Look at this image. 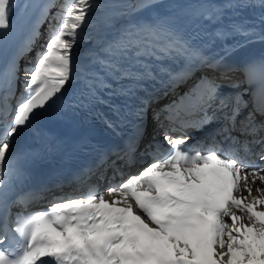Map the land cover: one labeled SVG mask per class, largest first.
I'll use <instances>...</instances> for the list:
<instances>
[{"label": "snow or ice", "instance_id": "snow-or-ice-1", "mask_svg": "<svg viewBox=\"0 0 264 264\" xmlns=\"http://www.w3.org/2000/svg\"><path fill=\"white\" fill-rule=\"evenodd\" d=\"M158 2L136 0L132 9H154ZM227 2L233 9H264V0ZM52 6H39L38 19L0 68V264H264V208L258 207L264 206V60L243 66L248 87L241 93L236 91L240 69L229 60L240 44L226 45L222 55L210 51L231 35L264 40V29L237 21L221 24L223 13L214 9L192 12V30L186 33L163 16L97 18L106 2L65 0L45 35L38 25L49 20ZM17 7L16 0H0V47L8 43ZM22 23L27 21L22 18ZM213 23L211 30L205 26ZM42 36L36 56L21 67L19 58ZM83 44L87 47L77 52ZM180 62L179 70L172 67ZM196 71L198 79L179 102L154 110L153 119L159 124L166 112L168 122L182 128L217 122L219 143L228 147L214 143L185 149L186 133L173 138L166 131V154L153 143L141 152L143 122L153 99L148 87L160 83L174 89ZM74 81L81 85L79 93L64 97ZM17 84L23 85L19 95ZM140 92L147 95L138 97ZM115 95L138 98L133 113L138 124L122 148L101 157L100 167L108 164L113 172L106 191L91 188L45 210L13 215L14 206L33 196L10 198L15 185L28 178L29 164L49 142L35 123L39 113L62 97V115L108 103L112 116L104 122L114 128L124 115L105 97ZM23 129H30L37 146L16 152L14 141ZM137 154L151 162L125 175L118 165L134 163ZM117 175L121 179L113 182ZM13 234L16 247L9 243Z\"/></svg>", "mask_w": 264, "mask_h": 264}, {"label": "bare ground", "instance_id": "bare-ground-1", "mask_svg": "<svg viewBox=\"0 0 264 264\" xmlns=\"http://www.w3.org/2000/svg\"><path fill=\"white\" fill-rule=\"evenodd\" d=\"M55 2H60V0H16L18 7L15 9V12L13 14L14 16V23L13 27L9 33V40H8V45L11 46L13 44V47H16L18 45V39L19 34L24 31L26 26L33 21L34 18H37L40 15V5L44 4H53ZM64 1V0H63ZM64 3V2H63ZM28 5L27 10L25 11L24 8L20 7L19 5ZM218 10L223 13V16L221 18V24H228L231 21H237V22H244L245 24L249 26H253L258 32L261 29H264V23L261 22V17L264 15V9H261L259 7H245L243 9H233L228 6L227 0H164L160 3L157 4V7L154 9H149L146 10L143 14H140L138 17H136V20H145L148 18H154L157 15L163 16V17H170L172 15H183V14H191L192 12H195L196 14H199L201 12H208L212 10ZM50 20L45 21L41 23L39 27V31L43 34H47L48 28H49V22H52L51 18V12L49 13ZM22 18L23 20L27 21V24L22 23ZM46 25L48 27L46 28ZM208 27L209 30L211 28L216 27L215 23L211 25H205ZM18 32V33H17ZM17 33L18 39L16 40V36L13 38L11 35ZM22 35H20L21 37ZM22 38V37H21ZM249 41H254V43L251 46V49L249 53L244 54L242 56L241 51H243L242 46L249 42ZM240 44L239 47H236L232 52L233 58H238L239 56H242L240 59L241 61L239 62H234V64L237 65V67L240 69V71L237 72V79L240 81V87L236 89V91H239L241 93L244 92V89L248 87V84L245 82V77H244V70L243 66L252 62H260L261 60H264V40H259V39H254L251 37H244L240 35H231L229 38L224 41V42H216V44L210 49L212 53H217L219 52L221 55L223 54V50L226 45H236ZM4 47V46H2ZM0 47V48H2ZM40 47L35 45V47L31 50L28 51L26 56H31V59L36 56V52ZM82 51L81 49L77 50V52ZM31 52V53H30ZM230 54V55H231ZM26 58V57H25ZM30 59V60H31ZM231 60V59H230ZM174 64L173 68L176 70H179L180 68L183 67L182 65H177ZM200 75L199 71H196L195 74L186 82L178 84L174 89L171 88L170 86H163L165 89L164 93H156L153 96L152 102L150 104V107L147 111V116L144 119L143 122V137L140 141V151L142 152L144 150V146L148 143H153L161 148L167 149L169 148V145L165 142L164 140V134L161 136V134L156 137L155 139H152V131L157 127V128H162L160 124L163 125V127L172 129V130H177L175 125L170 124L167 120V116L164 118L160 119V123L158 124L155 119H153V111L158 110L160 103L165 104V97L169 96V94H173L172 96V103L177 101L179 102V97L182 96L185 92L189 90V88L194 84L196 79H198ZM240 76H243L242 79ZM77 84V82H73L68 88L67 91L73 86ZM66 91V92H67ZM65 92V93H66ZM64 93V94H65ZM17 95H19V91H17ZM176 98V99H175ZM245 99H248V96H244ZM163 99V100H161ZM161 100L159 103L158 101ZM158 103V107H157ZM171 103V104H172ZM162 104L160 107L165 106ZM167 105V104H166ZM247 109L245 110L244 113L241 114L240 119H243V116L246 115ZM167 114V113H165ZM183 117V113L181 114ZM259 118V117H258ZM221 124L217 122H212L209 124L204 125L203 127H192L190 131L183 130L180 132H171L168 133L170 136L173 138H182L181 133H186L187 134V142L184 144L186 146L190 144L194 145H199V149H207L211 147L214 143H217L218 146L224 147L225 149L228 147L227 143H219L221 140V137L217 136V131L220 129ZM234 136H239L240 134L238 132H233ZM242 139V137H241ZM203 143L200 145V143ZM149 158V161L151 162V158L144 156L141 157L139 154H137V157L135 159V162L130 164V165H123L120 164L118 165L121 167L123 173L126 175L127 171L131 170L132 173L134 171H137L139 167L147 161ZM111 159H115V156H113ZM250 159L255 160L256 163H259L258 159L255 157H250ZM113 177V172L111 168L109 167L108 164H105L103 167H99L98 170L93 171L92 173L89 174V178L86 180H79V181H74L67 187H63L60 189H57L55 192L51 194V196H46V199H49V197H54L55 199L61 198V197H74L75 195L87 192L89 187H92L95 183L98 185V190L102 191L104 187L107 185L108 180ZM121 177L117 175L114 179L113 182L119 181ZM264 187V185H261ZM254 195H259V193L254 192ZM244 195H247V193H244ZM59 201V200H56ZM52 202H49L51 204ZM264 208V206H258ZM238 214H242L239 213ZM230 223V221H229Z\"/></svg>", "mask_w": 264, "mask_h": 264}, {"label": "rangeland", "instance_id": "rangeland-1", "mask_svg": "<svg viewBox=\"0 0 264 264\" xmlns=\"http://www.w3.org/2000/svg\"><path fill=\"white\" fill-rule=\"evenodd\" d=\"M162 1H164V0H159V2L158 3H160V2H162ZM65 3V0L63 1V0H60V2H55L54 1V4H53V7L51 8V18L52 17H55L58 13H59V11H60V6L61 5H63L64 3ZM99 2H101V3H107V7L105 8V9H103V11L102 12H100V11H97L96 13H95V16L97 17V18H99L101 15H110V14H113V13H116V14H119V13H125L127 16H128V18H130V19H132V18H136V17H138L140 14H143L146 10H133L132 9V4L134 3V2H136V0H99ZM49 20H50V17H49ZM48 27V25H46V28ZM44 43V38H43V36L40 38V39H38L37 40V42H36V45H37V47L39 46V47H41V45ZM254 43V41H249V42H247V43H245L243 46H242V49H243V51H241V54H242V56H244V54H247V53H249V51H250V49H251V46H252V44ZM87 47V45L86 44H83V45H80L78 48H77V50H79V49H84V48H86ZM31 53V52H30ZM242 56H239L238 58H233L234 56H232V54L229 56V60L231 61V62H239V61H241L240 59L242 58ZM34 58V57H33ZM31 56H30V58H29V56H26V58L22 61V67H25V66H27V63L29 62V61H31V60H33V59H31ZM23 74L21 73V76H22ZM240 78H241V76H240ZM172 96H173V94H169V96H167V97H165L164 99H166L165 100V104L164 103H160V106L162 105V104H164V105H170L171 103H172ZM161 100H163V99H161ZM161 100H159L158 101V103L161 101ZM158 103H157V107H158ZM158 107L159 109L157 110V111H159V110H161V109H163L164 108V106H162V107ZM166 112H164L162 115H161V118H164V117H166L167 116V114H165ZM163 128V127H162ZM157 129H161V128H155L151 133L153 134V132H154V134L158 131ZM188 131V130H187ZM151 134V135H152ZM153 134V135H154ZM161 134V136L163 135V132H157V135L155 136H153L152 135V137H154V138H152V139H155L156 137H158L159 135ZM200 144H203L202 142L200 143ZM149 161V158L147 159V161L146 162H148ZM143 164H146V163H143ZM142 164V165H143ZM141 165V166H142ZM140 166V167H141ZM139 167V168H140ZM143 167V166H142ZM141 167V168H142ZM137 171H134V173H132V171L131 170H129V172H127L126 173V175L127 174H129V173H132V174H135ZM108 186V185H107ZM107 186H105L104 187V189H103V191H105L106 189H107Z\"/></svg>", "mask_w": 264, "mask_h": 264}]
</instances>
